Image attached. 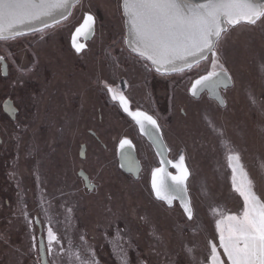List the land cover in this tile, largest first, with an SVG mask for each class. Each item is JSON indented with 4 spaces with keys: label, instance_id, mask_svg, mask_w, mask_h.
Segmentation results:
<instances>
[{
    "label": "rangeland",
    "instance_id": "obj_1",
    "mask_svg": "<svg viewBox=\"0 0 264 264\" xmlns=\"http://www.w3.org/2000/svg\"><path fill=\"white\" fill-rule=\"evenodd\" d=\"M119 5L120 0H82L72 16L49 29L44 39L28 34L0 41V56L7 62L5 75L0 63V264H41L31 240L35 234L39 244V227H29L25 211L30 219L46 222L53 216L59 221L56 229L66 236L65 248L69 239L74 248L80 246L79 237L84 235L85 247L91 246L98 264H123L125 254L127 264L204 261L215 227L209 205L234 211L239 204L231 190L224 150L205 116L224 128L241 150L258 192H264V117L250 100L264 102L260 69L264 24L235 28L222 44L223 62L234 80V86L222 90L227 108L207 95L195 99L189 94L192 80L207 68L205 62L179 79L166 78L168 83L155 91L162 134L171 149L168 157L177 158L183 150L191 172L188 195L196 215L189 221L178 201L169 207L155 198L150 185L151 170L159 165L154 150L112 100L103 94L98 98L104 89L93 83L125 75L137 98L133 100L152 111L149 99L154 96L148 97L143 87L144 74L119 65L126 58L132 61L124 54ZM85 12L96 18L95 34L78 56L69 43ZM5 100L17 108L14 119L2 108ZM89 128L103 145L89 135ZM123 136L135 142L141 161L136 178L118 163L117 145ZM82 143L86 144L83 159L79 157ZM80 169L95 184L93 190L78 177ZM67 208L72 209L70 214ZM41 235L46 236L42 226ZM188 248L193 249L191 254ZM53 259L55 264H67L68 256L47 255L49 262Z\"/></svg>",
    "mask_w": 264,
    "mask_h": 264
},
{
    "label": "snow or ice",
    "instance_id": "obj_2",
    "mask_svg": "<svg viewBox=\"0 0 264 264\" xmlns=\"http://www.w3.org/2000/svg\"><path fill=\"white\" fill-rule=\"evenodd\" d=\"M81 3L82 0H0V41H13L28 34H39L40 39H44L49 29L67 21ZM119 6L126 28L124 43L147 71L183 74L205 62L208 68L192 80L188 91L197 99L207 92L220 107L227 108L220 88L234 86V80L223 62L222 44L235 28L264 24V0H120ZM95 25V16L85 12L71 34V46L76 53L86 47L82 40L94 36ZM5 59L0 56V62ZM260 69L264 73V64ZM102 83L111 99L118 102L140 132L157 147L160 160L159 166L151 170V192L169 207L179 201L184 215L189 221L193 220L196 211L188 195L191 172L184 151L181 150L177 158L169 159L171 149L164 143L158 116L140 107L133 109L132 100L124 91L107 82ZM250 100L264 117V102L258 103L254 97ZM204 119L224 150L231 190L239 198V204L234 211L214 203L209 205L214 235L207 240L204 261L197 264H264V192H258L243 163L241 150L227 137L224 128L207 116ZM133 148L129 138L119 141L120 154L129 171L138 173ZM66 211L70 214L72 209ZM24 216L30 228L34 224L45 228L46 236L41 235L38 245L37 236L31 235L33 249L53 257L67 254V264H98L91 246L85 247L84 235L79 237L80 246L74 248L69 239L65 248L66 236L59 234L56 225L60 222L53 216H48L46 222L30 219L26 211ZM187 251L191 254L193 249ZM122 261L127 264L126 254ZM44 264H55V260Z\"/></svg>",
    "mask_w": 264,
    "mask_h": 264
},
{
    "label": "flooded vegetation",
    "instance_id": "obj_3",
    "mask_svg": "<svg viewBox=\"0 0 264 264\" xmlns=\"http://www.w3.org/2000/svg\"><path fill=\"white\" fill-rule=\"evenodd\" d=\"M90 40V39H89ZM81 42H83V43H85L86 44V47H85V49L81 52V53H76L75 52V50L72 48V46H71V39H70V43H69V46L71 47V49L75 52V55H81L86 49H87V42H88V40L87 41H81ZM125 44V43H124ZM124 47V49H125V51H124V54L125 55H127V57H129V58H131L132 59V61H130L129 59H125L124 61H122L121 63H119V65H120V67L121 68H124L125 70H127L129 67L130 68H134V72H133V74L134 73H137L138 71H139V69L141 70V72H142V74H144L143 75V77H142V82H143V87L145 88V91H147L146 93L148 94V97H149V94H152L154 97L152 98V100H150L149 99V101H151L150 103H152V111H150V110H148V108H145V107H142V106H139L138 104H137V102H135L136 101V99L137 98H135L133 95H135V93L133 92V89H132V87H131V81L129 80V78L128 77H126L125 75H121L119 78H117V79H114V80H112V79H110V80H108V79H98L97 81H95L94 80V84H96V83H98V87H99V90H100V88H103L104 89V93L103 92H101V91H99L98 92V98H100L101 96H102V94L103 95H105L106 97H107V99H110V100H112L111 99V96L107 93V91H106V89L104 88V84L102 83V82H107V83H109V84H111L112 86H114V87H117L118 89H120V90H122V91H124L125 92V94L132 100V108L133 109H135V108H137V107H140L142 110H146V111H148L149 112V114H155V115H157V116H159L158 115V113L160 112V110H159V106L157 105V103H156V100L154 99L155 98V91H157L158 89H159V87H160V85H166V82L168 83V81H166L167 79L166 78H169L170 79V76H172V77H175V76H177V79H179V77H180V74L181 73H167V74H159V73H157V72H155V70H152L151 72H149V71H147L144 67H143V62H141V61H139L137 58H136V55L134 54V53H132L128 48H127V46L126 45H124L123 46ZM115 49V48H114ZM134 61V62H133ZM4 63H5V71L7 72V62L4 60L3 61ZM1 63V62H0ZM207 68H208V65H207ZM206 68V69H207ZM1 69H2V65H1ZM205 69V70H206ZM204 73V72H203ZM203 73H201V74H203ZM200 74V75H201ZM171 77V78H172ZM131 79V78H130ZM195 79V78H194ZM125 82H126V85H125ZM191 86V85H190ZM224 88L223 87H221L220 88V93H221V95H222V90H223ZM137 94V93H136ZM190 94V93H189ZM191 95V94H190ZM202 95H207L208 97H209V95H208V93L207 92H205V93H202L201 94V96ZM200 96V97H201ZM223 96V95H222ZM199 97V98H200ZM198 98V99H199ZM133 99H135V101L133 100ZM195 99H197V98H195ZM211 99V98H210ZM211 100H214V99H211ZM6 101V100H5ZM5 101L3 102V104H2V108H3V110H4V103H5ZM113 101V100H112ZM216 101V100H215ZM217 102V101H216ZM113 103H114V108L118 111V112H120V113H122L130 122H131V125H132V128H134L135 129V133H137L142 139H144L149 145H150V147L154 150V148H153V146H152V144H151V142L149 141V139H148V137L146 136V135H143L141 132H140V130H139V128H138V126H136L135 125V122L134 121H132L131 120V118L130 117H128L127 116V114L126 113H124L123 112V110L119 107V105H118V102H116V101H113ZM100 105V104H99ZM14 106V105H13ZM16 111H17V108H16ZM96 111H97V119H98V121L99 122H101V120H102V114H101V107L100 106H98V107H96ZM182 112H184L183 110H182ZM158 122L160 123V121H159V118H158ZM87 131H88V133H89V135H91L97 142H99V143H101L102 145H103V142L101 141V138L99 137V135L96 133V131L94 130V129H92V128H89V129H87ZM162 131V130H161ZM124 137H127V138H129L130 140H132L131 139V137L130 136H123L122 138H124ZM121 138V139H122ZM120 139V140H121ZM164 141H165V139H164ZM132 143H133V145H134V148H135V142L132 140ZM165 144H166V142H165ZM119 151H120V149H119V142H118V145H117V158H118V163H119ZM81 152H82V155L83 156H81ZM135 152H136V150H135ZM154 153H155V156L157 157V159H158V163H159V158H158V156H157V154H156V152H155V150H154ZM85 155H86V144L85 143H82L81 145H80V149H79V157L80 158H85ZM136 155H137V153H136ZM139 159V158H138ZM139 162H140V164H141V161H140V159H139ZM119 166H120V164H119ZM159 166V165H158ZM158 166H154V167H158ZM153 167V168H154ZM121 168V167H120ZM141 169H142V166H141V168H140V171H139V174H140V172H141ZM83 169H80L79 171H82ZM123 170V169H122ZM170 171H171V168L169 169ZM78 171V172H79ZM84 171V170H83ZM124 171V170H123ZM85 172V171H84ZM125 172V171H124ZM86 173V172H85ZM125 173H127V172H125ZM87 174V173H86ZM128 175H131L130 173H127ZM77 175H78V173H77ZM88 175V174H87ZM78 177H80L79 175H78ZM81 179H82V181H83V184H84V186H85V181L83 180V178L82 177H80ZM88 178H89V182L90 183H93L92 181H91V179H90V177H89V175H88ZM93 185H94V187H95V184L93 183ZM94 187H93V189H94ZM92 189V190H93ZM89 190V189H88Z\"/></svg>",
    "mask_w": 264,
    "mask_h": 264
},
{
    "label": "water",
    "instance_id": "obj_4",
    "mask_svg": "<svg viewBox=\"0 0 264 264\" xmlns=\"http://www.w3.org/2000/svg\"><path fill=\"white\" fill-rule=\"evenodd\" d=\"M123 24H124V21H123ZM124 32H125V35H126V28H125V26H124ZM1 65H2V74L5 75L6 74V71H5V63L4 62H1ZM3 107H4V111L11 117V119H14L15 118V113H16V108L13 106L12 101L11 100H6ZM149 141L151 142V144H152V146H153V148H154V150H155V152L157 154V147L153 144L152 140L149 139ZM164 143H165V141H164ZM132 155L134 157V160L136 162H138V173L136 171H129L128 164H127V162L124 159H122L121 154H120V151H119V164H120V167H121L122 164H124V167H121V169H123L127 173H130L134 178H136L139 175V171H140V168H141V164H140L139 159H138V157L136 155L135 148L132 149ZM81 156H83L82 155V152H81ZM158 158L160 160V157L159 156H158ZM78 175L80 177H82L83 180L85 181V187L87 189H89V190H92L93 187H94V185H93V183H90L89 182L88 175L83 170L82 171H79L78 172ZM37 225L39 227L38 240L40 241V237H41V226H40V224H37ZM39 255H40L41 264H44L45 261H48L47 260L46 252L39 251Z\"/></svg>",
    "mask_w": 264,
    "mask_h": 264
}]
</instances>
